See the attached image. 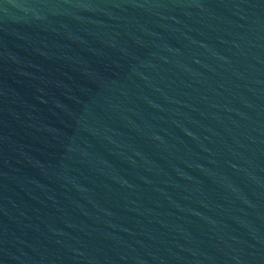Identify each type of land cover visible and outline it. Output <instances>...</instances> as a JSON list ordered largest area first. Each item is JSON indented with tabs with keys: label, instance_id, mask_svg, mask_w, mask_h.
<instances>
[{
	"label": "water",
	"instance_id": "water-1",
	"mask_svg": "<svg viewBox=\"0 0 264 264\" xmlns=\"http://www.w3.org/2000/svg\"><path fill=\"white\" fill-rule=\"evenodd\" d=\"M0 264H264V0H0Z\"/></svg>",
	"mask_w": 264,
	"mask_h": 264
}]
</instances>
